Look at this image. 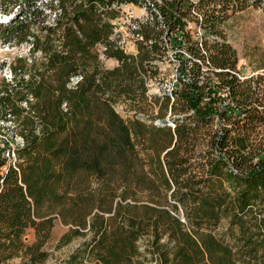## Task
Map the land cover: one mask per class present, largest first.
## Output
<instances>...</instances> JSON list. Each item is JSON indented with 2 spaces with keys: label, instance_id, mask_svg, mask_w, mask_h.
<instances>
[{
  "label": "trees",
  "instance_id": "1",
  "mask_svg": "<svg viewBox=\"0 0 264 264\" xmlns=\"http://www.w3.org/2000/svg\"><path fill=\"white\" fill-rule=\"evenodd\" d=\"M121 2L143 4L0 0V13L11 17L0 23V39L30 47L29 59L20 58L13 80L0 87V132L13 123L23 142L15 165L5 156L15 140L0 144V264L18 257L20 264H43L57 219L69 227L60 246L88 237L68 264H146L139 244L145 237L156 264H264V158L255 141L264 95L235 75L229 45L194 40L189 29L194 22L217 35L249 0H157L161 19L155 12L141 29L154 43L142 42L136 56L110 41L112 5ZM164 33L180 34L187 52L179 55L175 101L154 102L162 118L179 106L190 115L178 116L174 128L127 122L114 106H149L143 75L162 57ZM99 44L116 67L105 66ZM205 61L219 71L217 84L205 78ZM224 88L235 107L220 113ZM214 116L228 125H210ZM135 186L141 191L132 193ZM224 222L229 227L218 236Z\"/></svg>",
  "mask_w": 264,
  "mask_h": 264
},
{
  "label": "rangeland",
  "instance_id": "2",
  "mask_svg": "<svg viewBox=\"0 0 264 264\" xmlns=\"http://www.w3.org/2000/svg\"><path fill=\"white\" fill-rule=\"evenodd\" d=\"M189 1L198 2L200 0ZM248 5L245 10L232 14L220 27L217 35H212L204 29L195 27V23L190 22L191 26L189 29H193L190 36L194 40H201L203 37L209 41L217 39L220 43L229 45L235 51L238 61L236 73L247 77L248 80L246 81H252V84L256 85L261 94L264 95V0H249ZM10 19V16L0 13V23L6 24ZM183 39L180 34L164 33L162 35L159 45L162 47L163 54L161 58L154 60L151 65L153 75L158 73L166 82L175 79V75L179 73L177 71L181 65L179 55L187 52L186 47L181 44ZM29 48L28 44H6L0 39V87L3 81L11 82L13 80L11 70L14 65L20 63L18 61L20 58L29 59ZM35 58L37 62L43 60L41 59V54H36ZM28 63H30V60H28ZM105 66L114 68L117 64H106L105 61ZM210 67L204 65L202 69L208 81L214 77L213 73L215 71ZM204 80V77H202L200 84H203ZM76 81L77 79H75L74 83ZM177 89L181 90L180 82H177ZM114 107L125 121L129 122L130 120L138 119L146 125H155L157 121L168 117L174 123L178 116L187 117L190 115V113L180 111L181 107L179 106L177 111H172L169 108L166 115L162 118L160 114L161 107L154 102V99H149V106L145 111L132 110L129 102H119ZM219 111L221 113L225 110L220 108ZM5 125L8 126L3 132H0V144H3V141L14 139L13 146H22V139L13 136L12 127L14 124ZM210 125H215V128L220 129L223 125L228 124L221 117L214 116V121ZM255 141L260 146L261 156L264 158V125L259 128V134L255 137ZM114 186L118 190L124 189V186L119 182L114 183ZM140 191L141 189L136 186L131 190L132 193ZM181 218L184 220L182 211ZM228 227L229 223L224 222L216 229L215 233L218 236H222ZM68 231L69 227L65 226L60 219L55 221L51 240L45 246V250L49 253V258L43 264H68L69 258L88 240V237H76L70 244L60 246L61 237ZM24 241L28 244L34 242L33 230L27 232ZM139 244L142 259L145 260L146 264H156V257L149 251V238L145 237ZM20 262L21 258L18 257L8 261V264H20Z\"/></svg>",
  "mask_w": 264,
  "mask_h": 264
},
{
  "label": "built area",
  "instance_id": "3",
  "mask_svg": "<svg viewBox=\"0 0 264 264\" xmlns=\"http://www.w3.org/2000/svg\"><path fill=\"white\" fill-rule=\"evenodd\" d=\"M143 4H135L130 2L114 3L112 9L117 12V16L112 20L113 34L110 37V41L115 43L120 49L125 51L129 55L136 56L139 51V46L142 42L145 45H153L154 41H144V35L141 32L142 26L151 24L154 22L155 14L159 16L157 9L155 8V1L157 0H141ZM149 6L151 8H149ZM156 12V13H155ZM155 13V14H154ZM97 52L99 53L100 59L106 64H119L115 59H110L105 56L107 52V46L99 44L97 46ZM186 54V53H185ZM153 62H151V65ZM202 66H209V62L205 61L201 64ZM152 68V66H151ZM219 72L218 70H215ZM178 72V71H177ZM235 75L240 79L241 82L248 80L247 77H243L239 73ZM145 85L147 88V96L151 99L169 97L172 102L175 101V92L177 90V82H179V73L175 75V79L171 81H165L160 75L149 73L143 75ZM216 84L219 82L217 77H214ZM218 95L220 99V108L228 110L230 107H235L230 96V90L228 88L219 89ZM26 106V104H25ZM170 118V117H169ZM171 119V118H170ZM170 125L174 128L175 124L171 119ZM16 147L11 146L5 153V156L12 161L15 165L16 159Z\"/></svg>",
  "mask_w": 264,
  "mask_h": 264
},
{
  "label": "water",
  "instance_id": "4",
  "mask_svg": "<svg viewBox=\"0 0 264 264\" xmlns=\"http://www.w3.org/2000/svg\"><path fill=\"white\" fill-rule=\"evenodd\" d=\"M170 121H171V119L168 117V118H165V119H163V120H159V121H157V122H156V125H158V126H166V125L171 126V125H170Z\"/></svg>",
  "mask_w": 264,
  "mask_h": 264
}]
</instances>
